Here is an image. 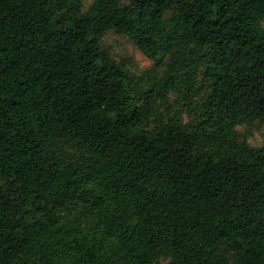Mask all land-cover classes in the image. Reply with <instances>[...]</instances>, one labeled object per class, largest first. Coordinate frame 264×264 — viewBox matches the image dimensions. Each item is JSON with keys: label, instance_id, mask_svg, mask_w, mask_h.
I'll list each match as a JSON object with an SVG mask.
<instances>
[{"label": "trees", "instance_id": "obj_1", "mask_svg": "<svg viewBox=\"0 0 264 264\" xmlns=\"http://www.w3.org/2000/svg\"><path fill=\"white\" fill-rule=\"evenodd\" d=\"M257 122L264 0H0V264H264Z\"/></svg>", "mask_w": 264, "mask_h": 264}, {"label": "rangeland", "instance_id": "obj_2", "mask_svg": "<svg viewBox=\"0 0 264 264\" xmlns=\"http://www.w3.org/2000/svg\"><path fill=\"white\" fill-rule=\"evenodd\" d=\"M87 8L93 0H83ZM103 46L108 49L112 57L127 69L134 73H141L153 66V61L139 50L128 36L119 35L110 31L102 42ZM239 133L246 134L249 143L254 147L264 145V123H255L254 125H242L238 128Z\"/></svg>", "mask_w": 264, "mask_h": 264}]
</instances>
